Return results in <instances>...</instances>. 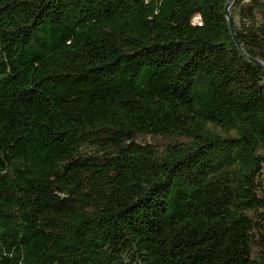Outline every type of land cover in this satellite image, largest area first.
<instances>
[{"label":"trees","instance_id":"16d2710c","mask_svg":"<svg viewBox=\"0 0 264 264\" xmlns=\"http://www.w3.org/2000/svg\"><path fill=\"white\" fill-rule=\"evenodd\" d=\"M228 2L0 0V264H264V71ZM231 16L264 63V0Z\"/></svg>","mask_w":264,"mask_h":264},{"label":"water","instance_id":"95a60500","mask_svg":"<svg viewBox=\"0 0 264 264\" xmlns=\"http://www.w3.org/2000/svg\"><path fill=\"white\" fill-rule=\"evenodd\" d=\"M234 1L235 0H229L228 4L226 6V16H227V19H228V22H229L230 30H231L232 35H233V39L236 42V44H237L239 50L241 51V53L243 55L247 56L250 62L254 63L255 65H257L260 69H262L264 71V63L249 57L246 54V52L244 51L241 43L239 42V40H238V38L236 36V32H235V29H234V24H233V20H232V16H231V9H232V6L234 4Z\"/></svg>","mask_w":264,"mask_h":264},{"label":"built area","instance_id":"2783aa9c","mask_svg":"<svg viewBox=\"0 0 264 264\" xmlns=\"http://www.w3.org/2000/svg\"><path fill=\"white\" fill-rule=\"evenodd\" d=\"M193 23H194V24H200V23H201V21H200V16H199V15H197V16H195V17L193 18Z\"/></svg>","mask_w":264,"mask_h":264}]
</instances>
